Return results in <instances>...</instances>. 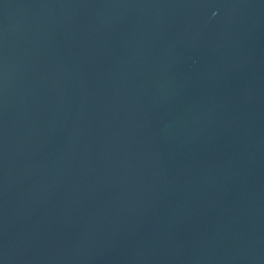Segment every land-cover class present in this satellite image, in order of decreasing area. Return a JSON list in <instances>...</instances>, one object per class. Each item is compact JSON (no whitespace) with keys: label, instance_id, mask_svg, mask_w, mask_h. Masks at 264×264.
I'll use <instances>...</instances> for the list:
<instances>
[{"label":"water","instance_id":"95a60500","mask_svg":"<svg viewBox=\"0 0 264 264\" xmlns=\"http://www.w3.org/2000/svg\"><path fill=\"white\" fill-rule=\"evenodd\" d=\"M0 264H264V0H0Z\"/></svg>","mask_w":264,"mask_h":264}]
</instances>
